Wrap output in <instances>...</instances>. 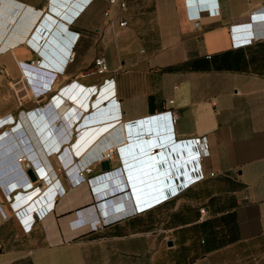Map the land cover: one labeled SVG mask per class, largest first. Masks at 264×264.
Returning a JSON list of instances; mask_svg holds the SVG:
<instances>
[{"label": "crops", "instance_id": "1", "mask_svg": "<svg viewBox=\"0 0 264 264\" xmlns=\"http://www.w3.org/2000/svg\"><path fill=\"white\" fill-rule=\"evenodd\" d=\"M58 1L0 0V264H264V0H126L124 27L106 0L77 16L84 0ZM45 23L61 26L50 41ZM233 25L252 41L232 45ZM104 79L110 97L89 99ZM159 146L183 167L169 179L152 153L149 185L129 191L128 159ZM43 197L25 232L12 206Z\"/></svg>", "mask_w": 264, "mask_h": 264}, {"label": "built area", "instance_id": "2", "mask_svg": "<svg viewBox=\"0 0 264 264\" xmlns=\"http://www.w3.org/2000/svg\"><path fill=\"white\" fill-rule=\"evenodd\" d=\"M91 1H93V0H84V2H83L82 5H78L79 10L76 11V12H74V16H77V14L79 13V11H81L84 8V6H86L87 4H89ZM106 1L108 2V4L114 6L115 11H114V14H112L110 12V10L107 8V9L104 10V16L105 17H108V18H111V20L113 22L114 21H117L118 25L121 26V27L126 26L127 25V20L120 17V13L122 11H125L126 8H127L126 0H106ZM42 23H44L43 20H42ZM194 25L195 26L198 25V20L197 19L194 21ZM37 28L40 29V27H37ZM240 28L241 27H239L237 25L230 26V28H229V33H230L232 45H236V46H238V45H244V44H248V43H250L252 41V38L253 37H251L250 34H248V36L245 37V38L235 39V33L234 32H235V30L240 29ZM77 37H78L77 35L76 36L73 35L72 36V40L73 41H76ZM73 56H74V54H73V52L71 50L67 51V53H66V59H65V64L67 62L72 61L73 60ZM28 64L29 65L39 66V65L42 64V60H39V59L30 60L28 62ZM93 66H94V72L96 74H98V75H104L108 71V64H107L106 58H105V56L103 54H99V55H97L94 58V60H93ZM63 70H64V67L62 69L58 70V71H63ZM107 81H108L107 79H104L101 84H93L91 86H87L86 89H90L89 99L92 96V94H95L97 96L100 93V91L105 92V94L107 95V97H110V95H108L109 92H108L107 86L105 84ZM96 91H97V93H96ZM54 95H56V93L53 94V96ZM169 102H172V100H169ZM165 112L169 115V119H170V122L171 123L172 122H175L176 119L178 118V114L174 110L167 109V110H165ZM0 122H1V120H0ZM2 125L3 124L0 123V127ZM201 139L202 138H199V137L192 139L195 142L196 147H197V145H199V147L197 148V155L198 156H200L201 154H203V152H205L206 149H207V144L204 141H202ZM115 150H116V146H109V145H107V146H105L100 151L99 155L103 159L110 160L113 157V155L115 153ZM16 160H18V162H22L23 165H24V167H26V168H29L30 166H33V163L32 162H30L29 160H25L24 155L17 156L16 157ZM76 170H78V168H76ZM58 171L61 172L62 171V168L59 167L58 168ZM211 174H213V173H211ZM25 178L27 179L26 176H25ZM80 179H83V176L77 171L76 172V177H74L72 179V181L69 180V184L74 185L75 183H78L80 181ZM41 180H44L45 182H47L46 175L43 176L41 178ZM35 188H37V186H35L34 189ZM56 191H58V190L57 189L54 190V193H56ZM17 194H19V192H15V193L12 194L13 200L11 201V203L17 199V196H16ZM47 197H48V199L50 198L49 195ZM6 198L10 201V194L9 193L6 194ZM50 207L51 206H49V204L46 203V199L43 197L40 200H36L35 203H32V207L31 208L33 210L31 212H29V213H27V211L29 209H27L26 211L25 210H21V211L20 210H14V206H12V209H13L14 214L16 215V218L18 219L21 227L23 228V230L25 232H29L31 230L32 225L34 224L35 220L38 219V218H41L42 215H44V213L48 209H50ZM112 207L114 209H120L122 206L120 204H118V205H112ZM200 212L203 213L204 212V208H201L200 209ZM2 214H3V212H2ZM75 217L78 218V214L77 213L75 214ZM84 223H85L84 220H82L81 223H80V225L81 224H84ZM98 223H100V222H94L92 224V226L93 227H96Z\"/></svg>", "mask_w": 264, "mask_h": 264}, {"label": "water", "instance_id": "3", "mask_svg": "<svg viewBox=\"0 0 264 264\" xmlns=\"http://www.w3.org/2000/svg\"><path fill=\"white\" fill-rule=\"evenodd\" d=\"M68 0H59L58 5L60 8L66 6ZM44 30V31H43ZM61 30V26L59 27L57 24L54 26H51L50 23H45L44 27L42 29L43 33L47 31L49 33V36H47V39L50 41L52 38H55L57 36V31ZM48 41V42H49ZM172 140H170V143ZM195 144V142L193 141ZM174 146L175 144L172 143ZM157 152L158 155L164 154L165 158L162 161V165L165 166L168 169V178H172L174 175V172L176 168H181L183 167L182 161L185 159V157L179 156L177 161H174L173 159H170L167 156L166 153V147L164 146H159V148L156 149H148L141 154L137 156H133L132 158L128 159V165H127V170H128V175H129V186L128 190L129 191H135V190H143L146 189L147 186L149 185L150 181L146 178V173L147 172H154L155 174V165L153 163V155ZM155 157V156H154ZM162 158V157H161ZM187 158V157H186ZM100 166L102 170H109L110 169V164L108 160H101L100 161ZM150 170V171H149ZM25 174L27 178H29L31 181L36 180V176L34 174L33 168L30 167L27 170H25ZM21 197V196H20ZM33 203V202H32Z\"/></svg>", "mask_w": 264, "mask_h": 264}, {"label": "bare ground", "instance_id": "4", "mask_svg": "<svg viewBox=\"0 0 264 264\" xmlns=\"http://www.w3.org/2000/svg\"><path fill=\"white\" fill-rule=\"evenodd\" d=\"M97 92V91H96ZM100 92H103V91H100ZM61 99V98H60ZM59 99V100H60ZM38 133H39V131H37ZM44 150H45V148H44ZM56 150V149H55ZM49 152V151H48ZM36 191V190H35ZM21 194H22V191H21V193H19V196H21ZM18 198V197H17ZM30 207H32V205L30 206Z\"/></svg>", "mask_w": 264, "mask_h": 264}, {"label": "rangeland", "instance_id": "5", "mask_svg": "<svg viewBox=\"0 0 264 264\" xmlns=\"http://www.w3.org/2000/svg\"><path fill=\"white\" fill-rule=\"evenodd\" d=\"M56 92H59V90H57ZM18 114H16V116H17Z\"/></svg>", "mask_w": 264, "mask_h": 264}]
</instances>
